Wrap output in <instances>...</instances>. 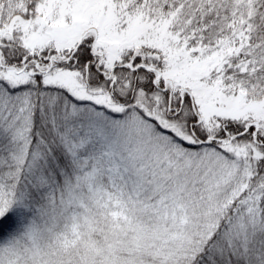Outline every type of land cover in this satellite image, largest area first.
<instances>
[{
	"label": "snow or ice",
	"instance_id": "1",
	"mask_svg": "<svg viewBox=\"0 0 264 264\" xmlns=\"http://www.w3.org/2000/svg\"><path fill=\"white\" fill-rule=\"evenodd\" d=\"M0 264H264V0H0Z\"/></svg>",
	"mask_w": 264,
	"mask_h": 264
}]
</instances>
